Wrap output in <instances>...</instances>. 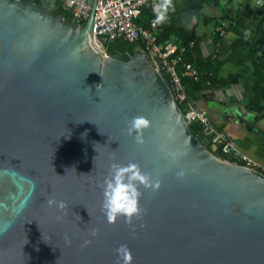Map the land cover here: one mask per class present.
Segmentation results:
<instances>
[{"label": "water", "instance_id": "1", "mask_svg": "<svg viewBox=\"0 0 264 264\" xmlns=\"http://www.w3.org/2000/svg\"><path fill=\"white\" fill-rule=\"evenodd\" d=\"M93 19L0 0V264H122L121 244L130 264H264V173L192 132L147 50L105 57ZM113 161L152 182L110 222Z\"/></svg>", "mask_w": 264, "mask_h": 264}, {"label": "crops", "instance_id": "2", "mask_svg": "<svg viewBox=\"0 0 264 264\" xmlns=\"http://www.w3.org/2000/svg\"><path fill=\"white\" fill-rule=\"evenodd\" d=\"M174 3L179 30L168 41L187 44L193 35L192 63L200 71L187 84L190 100L264 169V0Z\"/></svg>", "mask_w": 264, "mask_h": 264}, {"label": "built area", "instance_id": "3", "mask_svg": "<svg viewBox=\"0 0 264 264\" xmlns=\"http://www.w3.org/2000/svg\"><path fill=\"white\" fill-rule=\"evenodd\" d=\"M262 3V0H258ZM66 7L71 9L75 20L87 21L94 10L93 32L94 39L100 44V51L105 57L110 56L106 42L123 39L134 43L145 39V43L136 49L147 50L155 61L159 71L169 77L172 94L182 110L186 120L198 122L204 142L219 156L240 160L256 166L254 160L241 153L236 140L221 130L212 120L209 113L198 108L189 98L188 85L184 78L197 79L199 68L191 62L184 61V53L195 46L194 41L187 44H177L173 41L158 42L160 24H154L156 17L155 6L159 0H65ZM145 11L152 17L149 24L138 23ZM145 45V46H143ZM158 53L160 61L155 57ZM179 65H182L179 70Z\"/></svg>", "mask_w": 264, "mask_h": 264}, {"label": "clouds", "instance_id": "4", "mask_svg": "<svg viewBox=\"0 0 264 264\" xmlns=\"http://www.w3.org/2000/svg\"><path fill=\"white\" fill-rule=\"evenodd\" d=\"M169 7L170 0H165V3L155 6L156 17L153 21L154 24L162 23L167 19ZM148 123V119L143 116H133L129 121L128 132L131 134L133 131L148 125ZM137 139L139 140L141 137L137 136ZM151 182L149 175L143 172L136 162L122 164L119 161H113L108 175L102 182V209L105 211L107 219L112 222L119 215H125L131 219L133 214H138L141 211L139 207L141 195L139 184L147 186ZM156 183L158 184V181ZM49 203L53 204L56 201L50 199ZM64 204L65 202L61 200L58 206L63 208ZM116 251L122 257V264H130L132 254L127 244L119 245Z\"/></svg>", "mask_w": 264, "mask_h": 264}, {"label": "trees", "instance_id": "5", "mask_svg": "<svg viewBox=\"0 0 264 264\" xmlns=\"http://www.w3.org/2000/svg\"><path fill=\"white\" fill-rule=\"evenodd\" d=\"M36 1L40 5H42L44 9L52 13H55V14H63L67 20L74 21L73 12L71 9H68L66 7L65 0H36ZM159 2L160 4H163L165 3V0H159ZM151 17H152L151 12L145 11L144 14L140 18L137 19V21L138 23L144 26H147L149 24V20ZM179 21H180V14L178 12L177 6L174 3V0H170V7L167 12V19L164 22L159 23L160 24V30L158 32V42L159 43L168 41L170 34L173 31L179 30ZM85 23L86 22H83L82 25H84ZM192 38H193V35L189 37V40L191 41L194 40ZM116 42L117 44H115ZM140 44H142L141 40H139L138 42L131 43L123 39H118V40L106 42V49L109 52V54L114 55L117 53L116 48H124L125 46H127L128 52L132 54L135 52L137 46ZM128 58L129 56L125 57V59H128ZM184 61L191 62V63L193 61L190 48L188 49L186 53H184ZM181 68H182V65H179V70H181ZM164 77L167 80V82L170 83L169 77L165 74H164ZM191 79L192 78L190 77H186L184 78V81L185 83L188 84L190 83ZM179 106L184 111L183 105H179ZM188 123H189L190 129L192 130V132L196 134L201 139V141L208 147V145L204 142L201 129H200V124L198 122H192V121H189ZM224 158L229 159L230 161H233V159L229 158L228 156H224ZM255 167L256 169L264 173L263 168L259 166H255Z\"/></svg>", "mask_w": 264, "mask_h": 264}, {"label": "flooded vegetation", "instance_id": "6", "mask_svg": "<svg viewBox=\"0 0 264 264\" xmlns=\"http://www.w3.org/2000/svg\"><path fill=\"white\" fill-rule=\"evenodd\" d=\"M117 44V42L115 43ZM116 51L118 53H123L125 57H128V49H127V46H125L124 48H116Z\"/></svg>", "mask_w": 264, "mask_h": 264}, {"label": "bare ground", "instance_id": "7", "mask_svg": "<svg viewBox=\"0 0 264 264\" xmlns=\"http://www.w3.org/2000/svg\"><path fill=\"white\" fill-rule=\"evenodd\" d=\"M94 41H95V44H96L97 49H99V48H100V44H99V42H98L97 40H95V39H94ZM99 50H100V49H99Z\"/></svg>", "mask_w": 264, "mask_h": 264}, {"label": "rangeland", "instance_id": "8", "mask_svg": "<svg viewBox=\"0 0 264 264\" xmlns=\"http://www.w3.org/2000/svg\"><path fill=\"white\" fill-rule=\"evenodd\" d=\"M203 136V135H202Z\"/></svg>", "mask_w": 264, "mask_h": 264}]
</instances>
